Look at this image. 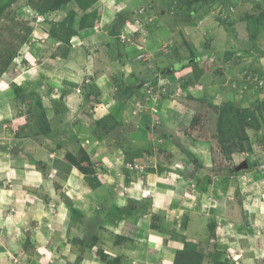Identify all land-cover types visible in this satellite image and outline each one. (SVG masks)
<instances>
[{"label": "crops", "instance_id": "crops-1", "mask_svg": "<svg viewBox=\"0 0 264 264\" xmlns=\"http://www.w3.org/2000/svg\"><path fill=\"white\" fill-rule=\"evenodd\" d=\"M162 2L99 0L95 24L84 29L74 1L55 13L19 9L31 34L0 76V264H104L97 256L108 235L124 241V264H175L188 235L228 253L229 264H264V187L237 186L229 168L222 179L212 148L192 138L197 108L187 99L220 106L224 92L236 95L226 63L243 55V66L264 74V42L214 29L205 51L207 26L196 37L185 25L197 58H171L179 31ZM71 10L75 33L52 34L47 21ZM197 67L201 75L183 86ZM82 150L94 184L66 159ZM156 216L165 232L154 228Z\"/></svg>", "mask_w": 264, "mask_h": 264}, {"label": "rangeland", "instance_id": "rangeland-1", "mask_svg": "<svg viewBox=\"0 0 264 264\" xmlns=\"http://www.w3.org/2000/svg\"><path fill=\"white\" fill-rule=\"evenodd\" d=\"M73 1L78 5V8L82 9L75 0L63 4L59 9L48 12H44L43 10H46L48 6L52 5L51 0H0V71L5 66L4 64L11 60V54L14 56L12 60L16 58L19 47L27 42L30 37V22L19 12L22 6L34 8L32 9V13L37 10L40 14H47L55 13ZM53 2L55 3V0H53ZM97 2L90 8V12H88L89 9H82L86 13L83 17L90 14V17H88L86 21L90 24L95 17L94 14L96 13L98 15V8L95 7ZM161 9L169 11L171 19L170 24L174 31H179L175 38L180 42L176 47L174 44L170 47L172 51L171 58L180 57V55L183 56V58L186 56L189 58H197L196 50H194L192 44L189 42L190 36L187 35L188 38H186L181 32L185 25L190 26L193 24V34L196 37H200L203 26H207L208 30L205 31L204 29L202 33L204 34V38L207 39L202 41V48L205 49V51H210L207 47H209L212 41L210 38L212 37L214 29L225 36L233 35L235 32L236 34L234 37L236 39L238 37H250L251 39L256 38L257 43H260L261 40L264 42V0H164ZM200 10H204V14L209 12V14H207L208 16L203 15L197 18L193 13ZM71 14H73V16H71ZM77 15L75 10H71L60 22L54 20L47 21L49 31L55 36L63 34V38L70 36L75 33L72 26ZM83 17H80V29H82ZM49 18H51V16H49ZM212 21H214L213 24L216 26L210 29ZM88 24L84 28L91 26ZM197 24H202V26L196 29ZM195 29L199 34L196 33ZM229 39H231L230 41L233 43L237 42L231 37ZM253 57H255V55ZM209 60H214V57H210ZM230 62L231 63L227 62L226 64L233 68L234 78L231 79V83H234L233 91L235 90L234 92H236V95L224 92L225 99L220 106H215L207 102L204 103L203 99L200 97L187 96L191 104L197 108L192 122L194 130V137L192 136V138L212 148L215 158H217V168L219 172H221L222 179L226 180L224 171H227L229 168L228 171L231 172L230 175L237 186H240L245 179L246 183L254 185L255 189H258L257 191L259 192L260 189L264 187V97L259 96L262 86H264V74L260 72L259 68L248 70L246 66H243V55H235ZM202 65H204V61ZM178 69H180L179 64H177V70ZM1 75L3 74L0 73V76ZM200 75V67L194 68L193 73L189 72L182 75L183 86L195 83V79ZM4 86L7 87V85ZM14 86L17 85L12 86L13 90ZM248 87L250 88L249 90L247 89ZM247 91L250 92V94H248L251 97L249 105H245L243 97L244 92ZM22 95L25 98L27 97L25 94ZM39 130L43 131V125ZM248 133L251 137L248 136ZM256 139H258L262 145L260 144L259 146L258 142L254 146V141ZM83 152L82 150L81 153L79 152L76 157L73 158L76 164L80 167L87 168L89 171V164L83 159L86 153ZM234 155H237L236 161L233 159ZM190 159L195 163L194 171H199L201 165H199L194 158ZM243 172L250 174L252 182L249 177L245 178L243 176ZM94 181V179H91L90 183L94 184ZM155 227H159L161 231L165 232V230H163V227H165L164 221L159 216H156L154 228ZM170 227L171 226L167 225L166 232L171 231ZM191 237V235H188L187 239H184V248L186 247L187 251L184 254L178 255L176 264L230 263L227 257L229 255L228 253L217 251L216 246H213V244L209 242V246L200 247V242H196L195 239ZM104 239L106 243H103V245H105L103 248L107 251L105 252L104 249L103 251H99V256H97L99 261L104 264H124V259L118 256L120 253L118 252V247L119 245H124L122 244L124 241L113 239L109 235ZM117 243L119 244L117 245Z\"/></svg>", "mask_w": 264, "mask_h": 264}, {"label": "trees", "instance_id": "trees-1", "mask_svg": "<svg viewBox=\"0 0 264 264\" xmlns=\"http://www.w3.org/2000/svg\"><path fill=\"white\" fill-rule=\"evenodd\" d=\"M52 1V5L51 6H48V8L46 9V10H43L44 12H48V11H52V10H56V9H59L63 4H65V3H68V2H70V1H72V0H55V3L53 2V0H51ZM75 1H77L78 2V4L82 7V9H84V10H88V9H90L92 6H93V4H95L98 0H75ZM71 16H73V14H71ZM94 16H95V18L93 19V21L91 22V24L89 23V22H86L87 21V18L88 17H90V14H88L87 16H85V17H83L82 18V25H81V28L83 29L84 27H86V25L89 23L91 26L92 25H94V23H95V19L97 18V14L95 13L94 14ZM93 16V17H94ZM88 24V25H89ZM69 37L70 36H68V39H69ZM67 39V40H68ZM66 40V41H67ZM10 56H12V58H11V60L9 61V62H6L4 65V67H3V69H1V71H0V73H4V72H6L8 69H9V67H10V65H11V63L13 62V58H14V56H13V54H11ZM192 59H196L195 57H190V58H188V61L190 62ZM24 90L25 89H23V88H21V87H19V86H14V91H15V93H16V95L17 96H19L20 98H22L23 100H26L27 98H25V97H23V95L22 94H25L24 93ZM20 93V94H19ZM35 106H37L41 111L39 112V119H42V118H45V114H43V112H44V110H43V108H42V104H41V101L40 100H35ZM66 159L69 161V162H71V163H74L76 166H78L80 169H81V171L83 172V173H85L86 174V177L90 180V174H91V172L90 171H88V169L87 168H84V167H80L78 164H76V162H75V160H74V158L70 155V154H68L67 156H66ZM83 159H85V162H87L88 164H90V159H89V157L87 156V155H85L84 154V158ZM186 247L185 248H183L182 250H179V251H177L176 252V257H175V264H176V261H177V259H178V255H181V254H184V253H186ZM104 256V255H103ZM82 259L83 258H81V257H79V259H77L78 261H77V264L79 263H81L82 262Z\"/></svg>", "mask_w": 264, "mask_h": 264}, {"label": "built area", "instance_id": "built-area-1", "mask_svg": "<svg viewBox=\"0 0 264 264\" xmlns=\"http://www.w3.org/2000/svg\"><path fill=\"white\" fill-rule=\"evenodd\" d=\"M134 167L137 168V169H143L142 167L137 166V165H135Z\"/></svg>", "mask_w": 264, "mask_h": 264}]
</instances>
